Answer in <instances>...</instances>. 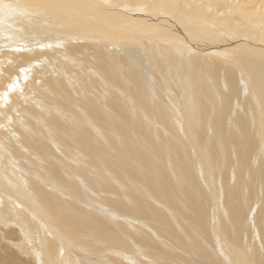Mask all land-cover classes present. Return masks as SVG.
<instances>
[{
	"label": "bare ground",
	"instance_id": "1",
	"mask_svg": "<svg viewBox=\"0 0 264 264\" xmlns=\"http://www.w3.org/2000/svg\"><path fill=\"white\" fill-rule=\"evenodd\" d=\"M50 6L40 23L55 39L0 45L5 59L35 61L20 92L8 88L13 62L0 65L15 173L0 164V219L15 247L38 264L75 262L73 245L93 254L84 264H264V0ZM55 51L50 67L66 71L40 66Z\"/></svg>",
	"mask_w": 264,
	"mask_h": 264
},
{
	"label": "rangeland",
	"instance_id": "2",
	"mask_svg": "<svg viewBox=\"0 0 264 264\" xmlns=\"http://www.w3.org/2000/svg\"><path fill=\"white\" fill-rule=\"evenodd\" d=\"M8 1V5H6V6H4L3 5V3H1V1H0V28H3V30L5 31V32H3L4 33V35H2V36H4L3 38H2V36L0 37V45L1 44H5V43H9V44H11V43H13V44H15L14 42H19V40H20V42H21V44H29L30 42H33L34 41V39H40V38H44L45 40H49V39H51V38H53V39H55V37L54 36H48L47 34H45V32H47V30L49 29V28H52V25H53V23L52 22H50L49 21V24L48 25H45V24H47V22H45V23H40V22H42V21H44V18L45 17H47L48 19H50V18H52L53 17V14H52V6H50V0H7ZM14 3H13V2ZM17 1V2H16ZM24 1V2H23ZM44 1V2H43ZM27 2V3H26ZM32 2V3H31ZM43 2V3H42ZM30 4V5H29ZM39 4V5H38ZM2 5V6H1ZM26 5V6H25ZM28 5V6H27ZM16 6H17V9H16ZM41 6V7H40ZM5 7V8H4ZM7 7V8H6ZM26 9H25V8ZM28 7V8H27ZM30 7H32V9L30 8ZM44 7V8H43ZM36 8V9H35ZM9 9V10H8ZM12 9H14V10H12ZM38 9V10H37ZM40 9V10H39ZM8 10V11H7ZM42 10V11H41ZM6 13H5V12ZM22 11V12H21ZM48 11V12H47ZM23 12H25V13H23ZM5 13V14H4ZM12 14V15H8V14ZM17 13V14H16ZM42 13V14H41ZM44 13V14H43ZM20 14V15H19ZM36 14V15H35ZM16 15V16H15ZM22 15V16H21ZM51 15V16H50ZM1 16H3V17H1ZM6 16V17H5ZM11 16V17H10ZM28 16H30V17H28ZM39 16V17H38ZM50 16V17H49ZM63 16V15H62ZM9 17V18H8ZM13 17V18H12ZM39 19H38V18ZM3 18V19H2ZM29 18H31V19H29ZM60 18H64V16L63 17H60ZM13 20H19V21H16V22H14ZM26 20H27V22H26ZM38 20H39V23H37L38 22ZM5 21H6V23H5ZM25 21V22H24ZM23 22V23H22ZM28 22H29V24H28ZM34 22V23H33ZM42 24V25H41ZM237 24H239V25H241V21L240 20H237ZM10 25V26H9ZM3 26V27H2ZM19 26V27H18ZM25 26H27V27H25ZM39 26V27H38ZM44 26H46V28L44 27ZM67 28V27H66ZM26 29V30H25ZM39 31H38V30ZM68 29V28H67ZM10 30V31H9ZM70 30V29H69ZM44 31V32H43ZM7 32H9V36H8V33ZM40 32V33H39ZM23 33V34H22ZM25 33V34H24ZM12 34H14V36H12ZM36 34V35H35ZM39 36H38V35ZM28 36V37H27ZM47 36H48V38H47ZM60 37H61V35H60ZM60 37H58V38H60ZM25 38H27V39H25ZM5 39H7V40H5ZM28 40V41H27ZM56 42H58V41H56ZM24 51V50H23ZM23 51H21V52H15L17 55H19V54H23ZM9 53V52H8ZM11 53V52H10ZM61 52L60 51H55L53 54H51V56L48 58V59H46L45 61H44V63L42 62L41 63V65L40 66H42V64H43V68H44V70L45 71H48V70H59V69H64L65 71H66V67H67V63L66 62H64V61H58L56 64V66L55 67H50V62L52 61V60H54V58H53V55L54 54H60ZM6 55V56H5ZM1 57V59H0V65L1 64H3V63H8V64H10V62L9 61H12L13 62V64H14V67H15V69L13 68V70H15V73H17L16 75L17 76H13V79H12V77H11V81L8 83V88L9 89H11L12 91H15L14 89L16 88V90H19L20 89V85H22L23 83H22V80L25 78V72H28V66H30L31 64H33V63H35V61L32 63V62H30L27 66H25V65H23V63L21 64V63H19L17 60H8V59H5V58H8L9 56H8V54H6V53H4V54H2V56H0ZM3 59H4V62H3ZM5 61H8V62H5ZM3 62V63H2ZM5 64H3V65H5ZM7 64V65H8ZM18 64V65H17ZM12 65V64H11ZM20 65V66H19ZM23 65V66H22ZM13 66V65H12ZM39 66V67H40ZM19 67V70L17 69V68ZM18 70V71H17ZM85 70V69H84ZM83 70V71H84ZM34 72H37V67L35 66V68H34V70H33ZM20 72V73H19ZM14 73V74H15ZM20 75H19V74ZM75 74V73H74ZM82 74V73H81ZM12 76V75H11ZM14 77H15V79H14ZM150 79H151V76L149 75L148 76ZM80 78H81V76H80ZM4 79H2V81H3ZM151 81H152V79H151ZM153 82V81H152ZM153 85V84H152ZM14 88V89H13ZM188 89H189V87H188ZM79 90L80 91H83L84 92V90H82L81 88H79ZM91 90H93L92 92L94 93V95L95 96H98V99L97 100H101L103 97H104V95L102 94V90L100 89V86L97 84L96 86H95V88H94V85H93V87L91 88ZM19 92H20V90H19ZM150 98L151 97H149L148 98V100H150ZM102 106H105V102L102 104ZM18 135V131H17V133H16V136ZM2 143V141H1V138H0V164L2 165L3 164V166H6L7 165V169H8V171H10L9 173H8V175L10 176V173H11V180L14 182L15 180H14V178H13V176H15V173L12 171V166H13V164L12 163H10L7 159L5 160V149H4V147H3V144H1ZM2 151V152H1ZM57 156V155H56ZM58 157V156H57ZM36 162V161H35ZM2 170V169H1ZM13 173H12V172ZM28 179V178H27ZM27 179H24V180H27ZM23 179H21V181L24 183L23 184V186H25V185H27V183H25V181H24ZM15 183V182H14ZM22 184V183H21ZM19 184H17V186H18ZM209 188H214V186H213V184H212V182L210 181L209 182ZM5 198V194L3 195V197L1 196L0 197V200H3ZM8 199H9V197H8ZM25 200V199H24ZM2 203H3V205H4V202L2 201ZM15 203V202H14ZM166 206H169V205H166ZM4 208V209H3ZM3 210H6L7 212H9V213H11L12 211L11 210H9V208L6 206V208H5V206H3ZM100 208H101V204H100ZM109 208H105V207H103V210L111 217V218H116V219H114V221L116 222V223H118L119 224V227L122 229L123 227H124V223L122 224L121 223V219L122 218H125V219H127V222L129 223V226H130V229L131 228H137V229H140V230H142V231H144L143 229H141L142 227H140V226H138V225H135V224H141L140 222H144V221H138L136 218H133V217H128V218H126L125 217V215H123V214H120L119 212L117 213V211H115V214H114V212H112V210H108ZM171 209V208H170ZM6 211H2L3 213L4 212H6ZM1 212V213H2ZM166 211H164V215H165V217L166 218H168L169 219V216H167V215H169L170 213H172V211H167V213H165ZM180 212V213H179ZM112 213V214H111ZM176 216H179V214H182V212L179 210V209H177V212H173ZM172 213V214H173ZM209 214H211L210 216H213L212 215V213H209ZM123 215V216H122ZM122 217V218H121ZM118 218V219H117ZM119 218H121V219H119ZM179 217H177V219H178ZM213 218V220L216 218V217H212ZM135 219H136V222H135ZM168 219H166V220H168ZM179 220V222L180 223H183L182 222V220H180V219H178ZM135 223H133V222ZM6 222V221H5ZM5 222H3L1 219H0V264H38L37 262V260L34 258V256H33V254H32V252H31V249L29 248L28 249V247L26 248L25 246H24V249H20V248H17V247H15V244L16 243H20L21 242V238H20V236H17V231H16V228H15V226L14 225H12V227H13V229H12V227L10 226V228L9 229H6L5 228ZM136 226V227H135ZM146 229V228H145ZM7 230H9V231H7ZM14 230V231H13ZM147 231H149V230H147ZM145 232V231H144ZM38 237V236H37ZM17 238V239H16ZM19 238V239H18ZM219 239V238H218ZM19 241V242H18ZM164 241H165V239H164ZM12 242H13V244H12ZM69 246H71V245H69ZM220 247H221V243H220V245H219ZM74 248H78V250H80L79 249V247L78 246H76V245H73V247L71 248V250L72 251H74L75 252V262L74 261H72L71 262V264H74V263H76V264H84L85 262H87L88 261V258L89 259H91L92 257H93V254L88 250L87 251V249H82V251H84V252H82L81 250L80 251H78V250H76L77 251V253H76V251H75V249ZM139 248V247H138ZM171 248L173 249V250H175L174 249V247H172L171 246ZM140 249V248H139ZM221 249H222V247H221ZM28 250H29V252H28ZM141 250H144V249H142L141 248ZM176 251V250H175ZM81 253V254H80ZM82 253H85V254H82ZM91 255H90V254ZM98 254H97V252H95V256H97ZM84 256V257H83ZM80 257V258H79ZM104 259V263L105 264H110L108 261H110V259L108 258V255L106 256V257H104L103 258ZM84 260V261H83ZM78 262V263H77ZM40 264V263H39ZM97 264H98V262H97ZM103 264V263H102Z\"/></svg>",
	"mask_w": 264,
	"mask_h": 264
}]
</instances>
